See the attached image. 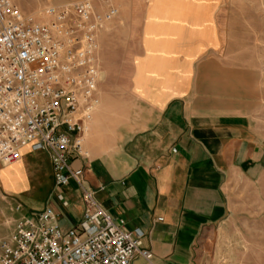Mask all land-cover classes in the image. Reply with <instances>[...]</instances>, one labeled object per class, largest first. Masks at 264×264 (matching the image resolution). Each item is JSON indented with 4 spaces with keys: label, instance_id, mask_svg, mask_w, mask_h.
Segmentation results:
<instances>
[{
    "label": "crops",
    "instance_id": "crops-1",
    "mask_svg": "<svg viewBox=\"0 0 264 264\" xmlns=\"http://www.w3.org/2000/svg\"><path fill=\"white\" fill-rule=\"evenodd\" d=\"M175 1L186 4L171 9L173 19L156 25L160 29L152 28L165 35L146 47L187 51L165 58L111 136L102 137L92 120L86 131L89 154L73 162L84 167L86 187L115 222L144 233L142 248L152 258L136 255L132 264H195L205 226L228 220L239 199L264 202V76L208 51L201 0ZM116 4L127 11L122 0ZM99 87L107 105V85L100 81ZM15 168L24 175V188L0 176V190L25 200L28 210L21 208L20 218L50 206L63 230L80 222L79 187L73 181L62 188L64 206L48 152L24 148ZM237 192L242 197L235 198Z\"/></svg>",
    "mask_w": 264,
    "mask_h": 264
},
{
    "label": "built area",
    "instance_id": "built-area-1",
    "mask_svg": "<svg viewBox=\"0 0 264 264\" xmlns=\"http://www.w3.org/2000/svg\"><path fill=\"white\" fill-rule=\"evenodd\" d=\"M120 15L116 0L48 5L24 15L13 0H0V163L19 161L22 150L50 155L57 198L75 182L84 203L80 222L63 230L50 206L23 214L0 237V264H132L148 261L144 233L115 222L86 187L87 123L100 105L99 34ZM48 18L38 20L37 17ZM17 211L21 206H17Z\"/></svg>",
    "mask_w": 264,
    "mask_h": 264
},
{
    "label": "rangeland",
    "instance_id": "rangeland-1",
    "mask_svg": "<svg viewBox=\"0 0 264 264\" xmlns=\"http://www.w3.org/2000/svg\"><path fill=\"white\" fill-rule=\"evenodd\" d=\"M13 1L24 15H38L48 5L80 0ZM122 1L127 11L120 10L119 17L100 32L98 39L101 82L107 85L110 95L107 105L101 98L92 117L101 126L102 137L111 136L128 115L140 89L159 70L165 58L187 51L146 47L150 44L148 41L165 35L153 33L152 28L160 29L162 23L173 19L168 16L173 14L171 9L178 5L184 7L186 3L175 0ZM200 5L202 35L207 37V45L211 48L208 51L217 50L235 62L256 67L264 76V0H201ZM199 51L204 53L206 49ZM99 95H102L101 87ZM88 137L86 134L85 143ZM19 163L4 168L0 163V176L13 188L21 189L24 188V175L21 169L15 168ZM234 195L240 198L243 194L237 192ZM256 195L251 193L250 197ZM19 205L28 210L25 200L6 196L0 190V237L9 235L19 220L20 214L16 210ZM197 245L195 264H264V202L257 199L235 201L232 216L224 222L205 226Z\"/></svg>",
    "mask_w": 264,
    "mask_h": 264
},
{
    "label": "bare ground",
    "instance_id": "bare-ground-1",
    "mask_svg": "<svg viewBox=\"0 0 264 264\" xmlns=\"http://www.w3.org/2000/svg\"><path fill=\"white\" fill-rule=\"evenodd\" d=\"M92 119L87 123V127H86V131L89 127V124L91 123ZM20 161V160H19ZM18 162V161H17ZM16 163V162H15ZM11 164H14V163H9V164H4V166H8V165H11Z\"/></svg>",
    "mask_w": 264,
    "mask_h": 264
}]
</instances>
